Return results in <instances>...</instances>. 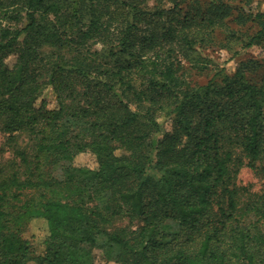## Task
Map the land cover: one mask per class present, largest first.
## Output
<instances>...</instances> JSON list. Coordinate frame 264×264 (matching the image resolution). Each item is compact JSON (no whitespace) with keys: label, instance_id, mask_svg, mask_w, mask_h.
<instances>
[{"label":"trees","instance_id":"trees-1","mask_svg":"<svg viewBox=\"0 0 264 264\" xmlns=\"http://www.w3.org/2000/svg\"><path fill=\"white\" fill-rule=\"evenodd\" d=\"M140 1L0 0V131L27 135L31 151L17 152L22 172L0 177V264L33 258L22 233L34 219L47 229L36 257L44 264H96V244L117 264H264V74L255 78L264 62L192 87L182 59L237 8L196 0L184 12L187 0H166L150 10ZM23 11V26L2 24ZM236 15L256 24L244 47L264 49V12ZM94 39L100 51L87 47ZM43 44L73 54L48 79ZM48 87L53 108L41 99ZM167 119L171 130L152 147ZM85 152L96 167L73 165ZM60 161L70 163L64 178L51 177L45 166ZM242 166L262 180L258 192L237 184ZM123 213L139 224L109 230Z\"/></svg>","mask_w":264,"mask_h":264},{"label":"rangeland","instance_id":"rangeland-1","mask_svg":"<svg viewBox=\"0 0 264 264\" xmlns=\"http://www.w3.org/2000/svg\"><path fill=\"white\" fill-rule=\"evenodd\" d=\"M166 0H146L145 3H141V8L155 10L156 8L162 7ZM196 0H187L186 2L180 3L182 11H187L190 5ZM203 2L205 0H197ZM134 2H141L140 0H134ZM233 8V14L225 20V24L229 27V30H235L236 35H230L225 27L216 28L212 34L210 40L205 39L204 42L199 43L195 46V51L192 53L190 60L182 59L181 69L179 75L181 78L190 86L204 85L211 76L222 68L229 74H232L241 62L249 61V65H253V61L264 62V49L259 45H252L250 47H244L243 42H246L248 35L252 34L256 30V24L250 20L238 21L236 14L241 12L248 16L255 12H264V0H253L247 5L238 3L237 0H230ZM47 20H54L52 14L47 16ZM26 23L24 17V11L21 12L19 22L11 20H3L2 24L10 27H21ZM21 37L19 47L23 46V39ZM87 47L92 51H100L102 44L96 39L90 40L87 43ZM40 55L46 56L50 60V64L47 66V71L44 70L41 75V79H48L51 71L60 64L63 68H68L71 56L70 52L65 49H57L48 44H43L38 48ZM18 53V52H17ZM17 53L11 54L5 58L4 63L12 67L16 61ZM59 62V63H57ZM264 74V70L261 69L255 75L256 79H260ZM41 99L44 100L48 108L56 106V100L52 94L51 88L48 87ZM40 99L37 101L39 102ZM172 126V120H165L162 124L161 133L154 134L150 137V143L152 147L154 142L160 138L162 132L170 131ZM18 150H25L30 153V145L28 143V136L25 134H18L15 140H9L8 134L0 131V177L11 174L14 171L22 172V164L20 157L18 156ZM119 152L120 150H116ZM68 161H60L56 164H47L45 166L46 172L54 178L63 179L64 170L69 166ZM73 165L75 166H88L90 168L96 167V158L90 152L77 154L74 158ZM148 175L158 177V174L153 170L147 171ZM237 184L241 187H246L248 192H258L262 185V180L259 176L249 167L242 166L237 174ZM92 203H89L91 206ZM139 224V220L130 219L126 215L121 214L114 217L112 223L108 226L109 230H115L120 228H134ZM23 237L27 240L29 247L32 249L33 258L28 260L26 264H44L36 257L44 252L45 239L47 236V229L45 223L40 219H34L27 224L23 231ZM92 259L96 264H117L113 261H107L104 256L102 248L96 244L91 248Z\"/></svg>","mask_w":264,"mask_h":264}]
</instances>
